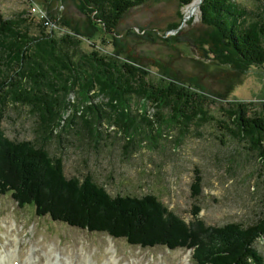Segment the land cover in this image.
<instances>
[{"label":"trees","instance_id":"trees-1","mask_svg":"<svg viewBox=\"0 0 264 264\" xmlns=\"http://www.w3.org/2000/svg\"><path fill=\"white\" fill-rule=\"evenodd\" d=\"M50 1H72L87 16L90 28L56 30L55 25L50 32L40 27L32 33L20 19L5 18L0 11V195L12 191L19 204H34L38 216L106 231L134 246L175 249L199 244L197 264H264V255L255 245L264 237V217L240 229L228 225L218 230L215 246L227 244L228 249L207 254L205 240L200 244L188 225L180 227L168 220L172 215L159 207L162 202L156 195L142 199L112 195L90 173L65 176L63 156L51 154L40 140L56 138L59 145H65L73 134L108 145L103 135L111 137L114 132L125 140L126 150L133 147L136 135L142 142L148 140L147 124L151 130L157 123L185 132L193 123L213 119L208 107L216 101L192 82L166 77L159 70L153 77L150 66L142 68L121 53L83 50L85 39L91 42L98 31L103 41H116L125 14L150 0ZM193 1L179 3L187 6ZM34 2L43 6L41 0ZM201 18L210 28L201 37L204 48L220 54L217 63L231 68L234 80L247 77L253 67H264V7L257 11L238 0H202ZM231 91L224 97L229 104L227 115L232 113L237 119L224 129L245 141L264 164V101L252 108L253 103L231 97ZM72 93L73 102L68 99ZM142 100L152 113L144 106L136 107ZM11 101L33 108L38 120L36 141L6 143L1 122Z\"/></svg>","mask_w":264,"mask_h":264},{"label":"rangeland","instance_id":"rangeland-1","mask_svg":"<svg viewBox=\"0 0 264 264\" xmlns=\"http://www.w3.org/2000/svg\"><path fill=\"white\" fill-rule=\"evenodd\" d=\"M34 1L0 0V11L5 18L20 19L32 33L40 27L43 32H50L55 25L56 30L70 26L90 28L87 16L72 1L62 4L41 0L40 8ZM238 1L252 10L264 7V0ZM191 4L150 0L125 14L117 28L116 41H103L99 33L102 31H98L92 37L94 45L85 39L83 50L121 53L142 68L150 66L153 77L159 70L166 77L196 84L216 101L208 107L213 119L193 123L185 132L157 123L151 130L147 124L148 140L142 142L141 136L136 135L133 147L126 150L125 140L114 132L111 137L103 135L104 140H109L108 145L71 133L65 145H59L56 138L40 140V144L44 143L51 154L63 156L66 177L90 173L112 195L131 194L138 199L156 195L162 202L159 207L168 210L177 221L169 215L167 219L180 227L188 225L197 233L195 240H200V244L205 240L203 247L208 248L209 254L208 251L228 249L227 244L215 246L218 230L228 225L240 229L264 217V164L257 152L249 151L245 141L224 129L236 124L237 119L232 113L231 117L227 115L229 104L224 97L230 88L231 97L253 103L252 108L264 101V67H253L247 77L240 75L234 80L232 69L217 63L220 54L208 46L204 48L201 37L210 28L202 21L200 0L198 11L187 17ZM68 99L73 102L75 95L72 93ZM136 104L140 110L144 106L153 112L143 100ZM4 114L1 129L6 143L37 140L38 120L32 107L11 101ZM15 198L12 191L0 195L2 253L5 247L20 242L21 251L28 258L33 255L37 264H197L199 244L196 248L175 249L134 246L106 231L70 226L49 215L38 216L34 204H19ZM255 245L264 255V237L257 239Z\"/></svg>","mask_w":264,"mask_h":264},{"label":"bare ground","instance_id":"bare-ground-1","mask_svg":"<svg viewBox=\"0 0 264 264\" xmlns=\"http://www.w3.org/2000/svg\"><path fill=\"white\" fill-rule=\"evenodd\" d=\"M199 9V0H195L191 5L190 7L188 8L187 10V17L193 13L195 14ZM14 250H17L16 248H14ZM10 256H13V257H10ZM17 257H20V254H5L4 256H1L0 255V264H15V261L17 259ZM116 260V259H115ZM117 261V260H116ZM12 262V263H11ZM14 262V263H13ZM49 263H51V261H49ZM19 264V263H18ZM31 264H37V263H31ZM52 264H60V261L58 262H52ZM61 264H65V263H61ZM117 264H120L119 262H117Z\"/></svg>","mask_w":264,"mask_h":264},{"label":"water","instance_id":"water-1","mask_svg":"<svg viewBox=\"0 0 264 264\" xmlns=\"http://www.w3.org/2000/svg\"><path fill=\"white\" fill-rule=\"evenodd\" d=\"M200 3H202V0H200Z\"/></svg>","mask_w":264,"mask_h":264}]
</instances>
